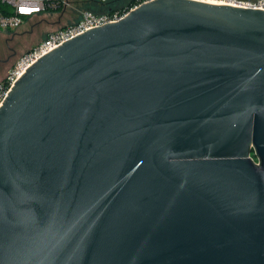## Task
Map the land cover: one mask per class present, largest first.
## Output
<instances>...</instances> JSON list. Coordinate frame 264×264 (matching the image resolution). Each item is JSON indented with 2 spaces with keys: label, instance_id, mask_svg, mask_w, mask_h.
<instances>
[{
  "label": "water",
  "instance_id": "95a60500",
  "mask_svg": "<svg viewBox=\"0 0 264 264\" xmlns=\"http://www.w3.org/2000/svg\"><path fill=\"white\" fill-rule=\"evenodd\" d=\"M7 96L0 264H264L263 10L144 3Z\"/></svg>",
  "mask_w": 264,
  "mask_h": 264
},
{
  "label": "built area",
  "instance_id": "2783aa9c",
  "mask_svg": "<svg viewBox=\"0 0 264 264\" xmlns=\"http://www.w3.org/2000/svg\"><path fill=\"white\" fill-rule=\"evenodd\" d=\"M75 0H0V30L13 32L16 29L29 24V21L50 14L60 8L61 12L70 8ZM109 0H96L97 3H106ZM155 0H133L131 4L124 7L103 12L101 14L86 10L75 23L49 33L44 42L38 44L28 53L23 55L15 64V68L0 83V107L8 93L15 86L17 80L44 55L52 52L64 42L71 40L77 35L87 32L89 29L101 27L104 24L115 23L127 17L131 11ZM199 2L213 0H194ZM215 3L238 8H249L264 11V0H215ZM254 154V151L253 153ZM256 156V155H254ZM253 157V155H252ZM254 161L257 158L253 157Z\"/></svg>",
  "mask_w": 264,
  "mask_h": 264
},
{
  "label": "rangeland",
  "instance_id": "374dc122",
  "mask_svg": "<svg viewBox=\"0 0 264 264\" xmlns=\"http://www.w3.org/2000/svg\"><path fill=\"white\" fill-rule=\"evenodd\" d=\"M130 1L110 0L107 4L98 6L90 2L83 4L82 0H75L67 10L57 14H43L13 32L0 30V67H2L0 83L15 68L17 61L29 50L44 42L49 33L72 25L86 10L101 14L124 7Z\"/></svg>",
  "mask_w": 264,
  "mask_h": 264
},
{
  "label": "trees",
  "instance_id": "16d2710c",
  "mask_svg": "<svg viewBox=\"0 0 264 264\" xmlns=\"http://www.w3.org/2000/svg\"><path fill=\"white\" fill-rule=\"evenodd\" d=\"M110 1V0H109ZM132 1L133 0H131L130 2H129V4H131L132 3ZM82 2H83V4L85 3L86 4V2L87 3H93V4H96V5H98V6H100V5H105V4H107L108 2H106V3H101V4H99V3H97L96 2V0H82ZM128 4V5H129ZM120 8V7H119ZM63 9H59V10H57V11H55V12H51V13H53V14H57L58 12H61ZM91 11V10H90ZM111 11V10H110ZM92 12H94V11H92ZM109 12V11H108ZM95 13H97V12H95ZM253 155V157L255 158L256 156H254L255 154H252Z\"/></svg>",
  "mask_w": 264,
  "mask_h": 264
},
{
  "label": "bare ground",
  "instance_id": "6f19581e",
  "mask_svg": "<svg viewBox=\"0 0 264 264\" xmlns=\"http://www.w3.org/2000/svg\"><path fill=\"white\" fill-rule=\"evenodd\" d=\"M207 3H210V4H217V3H215V2H213V1H206Z\"/></svg>",
  "mask_w": 264,
  "mask_h": 264
},
{
  "label": "flooded vegetation",
  "instance_id": "af4514ba",
  "mask_svg": "<svg viewBox=\"0 0 264 264\" xmlns=\"http://www.w3.org/2000/svg\"><path fill=\"white\" fill-rule=\"evenodd\" d=\"M3 64V63H2ZM2 67H0V70H1Z\"/></svg>",
  "mask_w": 264,
  "mask_h": 264
},
{
  "label": "snow or ice",
  "instance_id": "6c2138e0",
  "mask_svg": "<svg viewBox=\"0 0 264 264\" xmlns=\"http://www.w3.org/2000/svg\"><path fill=\"white\" fill-rule=\"evenodd\" d=\"M213 2H215V0H213Z\"/></svg>",
  "mask_w": 264,
  "mask_h": 264
}]
</instances>
